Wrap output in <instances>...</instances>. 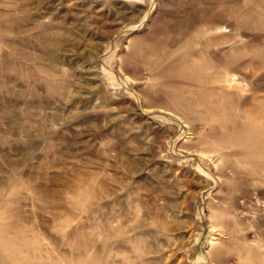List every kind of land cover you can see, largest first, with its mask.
Masks as SVG:
<instances>
[{
	"label": "rangeland",
	"instance_id": "1",
	"mask_svg": "<svg viewBox=\"0 0 264 264\" xmlns=\"http://www.w3.org/2000/svg\"><path fill=\"white\" fill-rule=\"evenodd\" d=\"M0 264H264V0H0Z\"/></svg>",
	"mask_w": 264,
	"mask_h": 264
}]
</instances>
